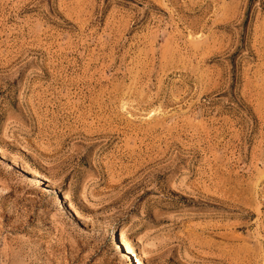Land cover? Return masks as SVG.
Listing matches in <instances>:
<instances>
[{"label":"rangeland","instance_id":"rangeland-1","mask_svg":"<svg viewBox=\"0 0 264 264\" xmlns=\"http://www.w3.org/2000/svg\"><path fill=\"white\" fill-rule=\"evenodd\" d=\"M120 230L264 264V0H0V264H134Z\"/></svg>","mask_w":264,"mask_h":264},{"label":"bare ground","instance_id":"bare-ground-1","mask_svg":"<svg viewBox=\"0 0 264 264\" xmlns=\"http://www.w3.org/2000/svg\"><path fill=\"white\" fill-rule=\"evenodd\" d=\"M23 170H24L25 173L30 174L33 178L37 179V181L40 184L39 186L42 188L44 193H46V192L47 193L48 192L49 193L55 192L57 197L60 199V196H58V192L56 190H53L48 184H46L45 179L42 178L41 176H39V174H36V173L32 172L27 166L23 167ZM117 240H118V243L121 246L120 250L123 253V255L124 256H125V254L129 255L131 260H132V263L141 264L139 256L133 250V248L129 245V243L125 240L122 230L119 231V235L117 236Z\"/></svg>","mask_w":264,"mask_h":264}]
</instances>
